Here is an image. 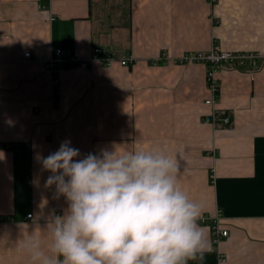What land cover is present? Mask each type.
<instances>
[{
    "label": "crops",
    "instance_id": "obj_1",
    "mask_svg": "<svg viewBox=\"0 0 264 264\" xmlns=\"http://www.w3.org/2000/svg\"><path fill=\"white\" fill-rule=\"evenodd\" d=\"M214 46L260 55L257 69L219 70L215 109L205 65L175 62ZM94 47L135 64H60L55 94L41 60L58 48L88 59ZM65 140L82 155L130 147L177 158L209 239L188 264H264V0H0V264H31L16 251L23 234L49 243L47 217L67 203L44 187L37 156ZM217 213L229 236L214 244Z\"/></svg>",
    "mask_w": 264,
    "mask_h": 264
},
{
    "label": "clouds",
    "instance_id": "obj_2",
    "mask_svg": "<svg viewBox=\"0 0 264 264\" xmlns=\"http://www.w3.org/2000/svg\"><path fill=\"white\" fill-rule=\"evenodd\" d=\"M37 160L67 207L48 215L46 246L36 231L19 240L31 264H188L208 249L203 206L179 186L177 158L130 147L82 155L65 140Z\"/></svg>",
    "mask_w": 264,
    "mask_h": 264
},
{
    "label": "built area",
    "instance_id": "obj_3",
    "mask_svg": "<svg viewBox=\"0 0 264 264\" xmlns=\"http://www.w3.org/2000/svg\"><path fill=\"white\" fill-rule=\"evenodd\" d=\"M213 2L214 0H209ZM34 58V55L31 50H27L24 53L25 60H31ZM259 58L260 55L252 52H242V51H229L220 49L217 46H214L211 50L207 52H189L185 53L181 57L175 60L179 64H192L199 63L203 64L206 67V83L207 90L209 92L208 98L205 100V104L213 107L217 104V101L220 97V87L217 74L221 68L226 67H245L249 66L252 69H257L259 67ZM167 60V57L162 54L154 62V65L164 63ZM44 68L51 73L52 75V85L53 92L58 93L56 88L60 82L59 70L58 67L60 64L69 65L72 62L78 61L81 69H85L88 65V62H98L106 66L113 65L114 62H119L122 66H131L135 64V58L132 55H129L125 58H118L112 55L107 54L102 48L94 47L91 50L90 56L88 59H81L77 54H68L63 49L58 48L55 50L53 56L44 58L41 60ZM53 100H55L53 98ZM215 112L213 118H215ZM222 121L225 124L229 123L228 117H223ZM27 219H32V214L27 215ZM220 214L217 213L216 216L212 218V242L214 244L219 243L221 240L229 236V231L223 229L219 224ZM206 218L203 219V221ZM224 257L220 256L216 264L224 263Z\"/></svg>",
    "mask_w": 264,
    "mask_h": 264
}]
</instances>
